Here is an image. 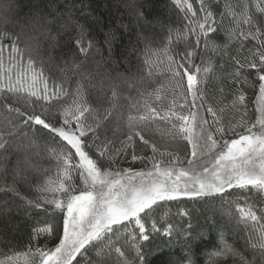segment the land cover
Wrapping results in <instances>:
<instances>
[{
  "label": "snow or ice",
  "instance_id": "obj_1",
  "mask_svg": "<svg viewBox=\"0 0 264 264\" xmlns=\"http://www.w3.org/2000/svg\"><path fill=\"white\" fill-rule=\"evenodd\" d=\"M172 3L187 21L175 32L176 46L173 47L170 34L162 48L147 50L144 60L147 75L151 77L155 71L162 70L170 88L162 84L149 89L144 77L136 83L122 77L128 89L135 90L136 95H132L131 91L122 93L115 82L105 87L101 81L95 107L84 99V80L88 81L87 87L97 88L91 74L80 73L81 78L70 92L63 82L53 81L50 87L43 70L36 67L31 53L37 51L43 41H56L57 36L41 30L35 35L24 31L14 36L0 32V93L10 102L4 107L19 116L27 115L23 123L41 126L53 135L55 144L46 149L55 160V172L46 169L42 174L43 179L36 185L40 193L37 199H27L20 194L16 187L18 169L14 170L13 184L0 191L19 196L29 207L47 212L46 206H50L53 211L63 213L62 232L58 221L53 224L45 220L32 228L31 241L56 236L58 243L54 247L38 245L24 253H4L0 264H21V261L23 264H74V261L79 264L78 257L85 256L89 250L95 252V264H129L126 248L135 250L142 262L138 241L149 239V222L152 232H161L154 218L159 202L181 197L220 195L223 198L230 189L255 194V202L229 203H235L239 222L251 228L248 246L259 252L264 264V0H223L222 4L221 0H172ZM194 3L199 7L194 8ZM9 7L5 5L4 11ZM77 33L72 42L80 55L87 58L93 42L82 29L78 28ZM221 34L223 42L219 40ZM190 37L194 45L189 42ZM5 39L11 43H3ZM21 41L23 48L19 46ZM181 41L186 42L183 48L179 47ZM201 47L205 55L211 52L228 57L231 71L227 77L234 85L255 89L254 122L245 119L248 116L245 110L235 123H223L222 114L229 110L239 113L247 96L237 88L227 101L225 89L220 87V95L213 99L223 106L217 108L209 102L208 91L202 85L215 68L210 56L202 55L201 63H195L196 49ZM25 53L28 54L26 62ZM79 67L80 63H73L74 74ZM220 67L223 69L225 65ZM169 95L171 100L166 103ZM22 99L43 111L21 112L13 104ZM53 101L57 102L56 123L44 114L50 111ZM202 110L207 116L201 115ZM207 117H211V123ZM113 124L128 129L127 142H122L121 148L115 150L111 140L96 144L97 130ZM12 127L19 129V125ZM239 127L244 128L245 134L238 139L222 143L217 139V134L221 137L229 132L235 135ZM145 133H158L161 139L177 144V148L178 141H187L192 149L187 166H183L184 162L174 153L159 152L157 145L145 138ZM13 134L8 132V135ZM133 136L139 137L144 146L151 147L153 156L147 159L152 167L147 171L131 168L112 171V164L120 153L134 147ZM31 146L38 147L35 141ZM4 147L0 144V148ZM92 148L98 153L96 158L89 152ZM158 155L171 159L165 164L157 159ZM142 159L133 153V162ZM106 162H109L107 167ZM76 177L83 188L73 183ZM172 233L173 225L167 224L163 234L171 236ZM212 255L239 256L242 264H253L226 242ZM161 264H181V261L166 257Z\"/></svg>",
  "mask_w": 264,
  "mask_h": 264
},
{
  "label": "trees",
  "instance_id": "obj_2",
  "mask_svg": "<svg viewBox=\"0 0 264 264\" xmlns=\"http://www.w3.org/2000/svg\"><path fill=\"white\" fill-rule=\"evenodd\" d=\"M5 5H10L7 11H4ZM198 7L199 5L194 3V8ZM186 23L183 14L173 5L172 0H0V32L14 36L24 31L35 35L37 30H41L57 36L56 41H43L41 47L31 53L36 67L43 70L50 87L53 81L63 82L70 92L75 88L77 79L81 78L80 73L91 74L97 88L87 87L88 81L84 80L86 85L84 99L93 107L97 103L101 81L104 82L105 87L110 82H115L122 93L128 94L131 91L132 95H136L135 90H129L122 77L128 78L133 83L144 77L149 89L162 84L170 88L166 74L162 70L155 71L151 77L147 75L148 69L144 64L146 51L162 48L170 34L175 48V32L182 29ZM78 28L82 29L86 38L93 42V48L87 58L80 55L72 42V38L78 34ZM219 40L223 42V34L220 35ZM189 42L193 45L195 43L191 37ZM3 43L10 44L11 41L5 39ZM185 43L181 41L179 47L183 48ZM19 46L24 47L23 41ZM196 51L198 54L195 63H201L202 55L204 58L210 56L215 68L209 80L202 85L208 91L209 102L217 108L223 106L213 99L214 96L220 95L218 92L220 87L225 89L224 96L227 101L231 100L232 92L237 88L245 91L247 96L246 104L240 108L239 113L229 110L222 114L223 123L225 125L229 121L235 123L245 110L248 113L245 119L250 123L254 122L255 105L252 101L255 99V89L234 85L227 77V73L231 71L228 67V57L217 56L211 52L205 55L202 47ZM27 56L28 54L25 53V62ZM73 63H80L75 74L72 70ZM221 64L225 65L223 69L220 67ZM170 100L169 95L165 102L168 103ZM68 101L71 102V97ZM7 103L10 102L0 93V144L5 145L4 148H0V188L13 184L14 170L18 169L17 189L22 196L35 200L40 196L36 191V185L43 179L42 174L46 169L55 172V160L46 150L48 146L55 147L53 135L39 125L31 122L24 124L27 115L19 116L14 111L9 112L4 107ZM13 106H18L20 111L26 114L43 111L41 107L33 106L24 99ZM44 114L51 122L56 123L57 102L53 101L50 111ZM201 115L207 116L203 110ZM207 118L211 123V117ZM12 125H19V129H14ZM212 130L214 131V126ZM10 131L14 134L8 135ZM128 134V129L124 126L120 128L115 124L109 127L102 126L97 130L99 140L96 144L111 140L113 141L111 147L114 150L119 149L122 142H127ZM241 134H245L243 127L237 128L235 135L231 132L222 137L217 134V139L222 143L223 140L238 139ZM91 136L90 133L89 139ZM145 138L150 139V143H155L159 152L174 153L184 162L183 164L191 158L192 149L187 141H178L177 148V144L161 139L158 133L154 135L145 133ZM15 139L18 143L14 141ZM32 141H35L38 147H32ZM19 143L22 147H18ZM132 144L134 147H128L126 152H121L116 158L111 167L112 171L128 168L147 171L152 167L147 159L153 156L151 147L144 146L137 136H133ZM89 152L93 158L98 155L95 148L89 149ZM134 152L144 159L133 162ZM157 159H162L167 164L171 157L158 155ZM24 163H28L29 166H25ZM108 163H105V167ZM73 183L83 188L78 177ZM246 200L255 202V194L230 189L223 198L220 195L181 197L174 201L159 202L154 218L157 219V226L161 228V232H152L149 222L147 225L149 239L138 241L143 261L138 258L135 250L126 248L129 264H161L166 257L180 260L181 264H188L189 260L191 264H242L239 256L212 255L221 250L224 242L245 260L253 261V264H261L259 252H254L247 243L251 228L239 222V213L235 207V203L244 205ZM233 201L235 203H229ZM46 207L47 212L29 207L19 196L0 191V259L3 258L4 253L9 255L13 252L24 253L29 247L38 245L52 248L58 243L56 236L41 237L38 241H31L32 228L41 225L45 220L53 224L58 221L62 232L63 213L58 210L53 211L50 206ZM181 213L185 214L181 215ZM167 224L173 225L171 236L163 234V228ZM95 260V252L92 250H89L85 256L78 257L79 264H89L90 261L95 264ZM74 264L77 262L74 261Z\"/></svg>",
  "mask_w": 264,
  "mask_h": 264
},
{
  "label": "rangeland",
  "instance_id": "obj_3",
  "mask_svg": "<svg viewBox=\"0 0 264 264\" xmlns=\"http://www.w3.org/2000/svg\"><path fill=\"white\" fill-rule=\"evenodd\" d=\"M238 138H239V137H238ZM14 141L18 143L17 139H15ZM23 145L26 146V143H23ZM18 147H22V144L20 145V143H19V144H18ZM24 164H25V166H27V167L29 166L28 163H24ZM183 166L186 167V166H187V163H186V164H183ZM133 171H142V170H136V169H135V170H133ZM144 171H145V170H144Z\"/></svg>",
  "mask_w": 264,
  "mask_h": 264
}]
</instances>
